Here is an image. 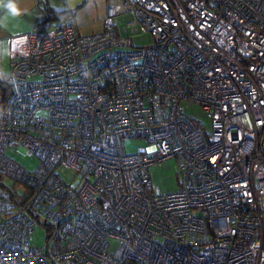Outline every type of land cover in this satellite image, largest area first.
Instances as JSON below:
<instances>
[{"label":"built area","instance_id":"built-area-1","mask_svg":"<svg viewBox=\"0 0 264 264\" xmlns=\"http://www.w3.org/2000/svg\"><path fill=\"white\" fill-rule=\"evenodd\" d=\"M106 1L99 30L66 9L8 38L0 175L27 195L0 197V264H264V0ZM125 11L150 42L112 30ZM168 156L161 192L147 166Z\"/></svg>","mask_w":264,"mask_h":264},{"label":"rangeland","instance_id":"rangeland-1","mask_svg":"<svg viewBox=\"0 0 264 264\" xmlns=\"http://www.w3.org/2000/svg\"><path fill=\"white\" fill-rule=\"evenodd\" d=\"M71 2V0H68ZM73 1V0H72ZM55 6L65 5L67 2L64 0H53ZM107 3L110 0L106 1ZM74 7V4L65 6L64 8ZM89 8L92 14L98 16L101 14L103 9L102 3L94 2V5ZM131 18V14L128 11L121 12L111 17L112 30L116 34L128 35L132 44L147 43L151 41L149 34H144L139 32L136 28L126 26L125 23ZM81 32V31H80ZM87 33V32H81ZM2 77V75H0ZM183 112L188 115L190 118L201 124L202 128L207 131L208 129V118L205 114V111L196 104H188L183 107ZM147 142L143 138L139 137H127L123 139V147L126 152H134L140 146H146ZM5 153L15 160L19 165H22L26 169L30 170L34 167L37 162L35 156L26 155L18 147H7ZM147 174L151 185L156 186L161 192L174 191L178 187L179 181V171L176 165L175 159L171 156L156 160L147 166ZM63 176V173H60ZM64 177V176H63ZM0 179L9 186L14 187L17 192H21V183L15 182L10 178H7L3 175H0ZM29 240L36 244L42 242L44 237V229L40 225H33L32 230L29 235Z\"/></svg>","mask_w":264,"mask_h":264},{"label":"crops","instance_id":"crops-1","mask_svg":"<svg viewBox=\"0 0 264 264\" xmlns=\"http://www.w3.org/2000/svg\"><path fill=\"white\" fill-rule=\"evenodd\" d=\"M64 1L67 2V4L55 6L53 0H16L18 13L15 16L9 14L7 10L0 5V41H4L6 46H8V38L10 35L27 31L32 25L47 16L50 18L59 17V11L64 10L66 5L69 6L71 4H74V7L72 8L70 6L66 9L72 10L73 17L81 32H93L100 29V19L103 14V9L101 10V14L96 16L92 14L89 8L92 7V4L94 5V2L104 5V0ZM7 65L8 59L6 56L4 60L0 62V74L4 75L6 73Z\"/></svg>","mask_w":264,"mask_h":264},{"label":"trees","instance_id":"trees-1","mask_svg":"<svg viewBox=\"0 0 264 264\" xmlns=\"http://www.w3.org/2000/svg\"><path fill=\"white\" fill-rule=\"evenodd\" d=\"M64 10L59 11L58 14H60ZM46 18H50V17L47 16ZM7 93H8V89H7L5 75H2V77H0V106L2 105ZM21 187H22L21 192H17L14 187L7 186L3 182V180L0 179V197L10 199L15 202L22 201L27 195V188L23 184L21 185Z\"/></svg>","mask_w":264,"mask_h":264},{"label":"clouds","instance_id":"clouds-1","mask_svg":"<svg viewBox=\"0 0 264 264\" xmlns=\"http://www.w3.org/2000/svg\"><path fill=\"white\" fill-rule=\"evenodd\" d=\"M0 5H2L7 10V12L13 16L18 13L16 0H6V2L5 0H0ZM8 54L9 52L6 43L4 41H0V62H2ZM8 82L14 83V79L9 77Z\"/></svg>","mask_w":264,"mask_h":264}]
</instances>
